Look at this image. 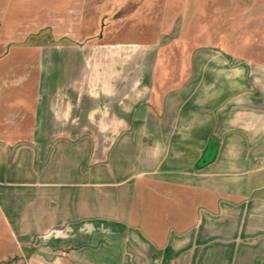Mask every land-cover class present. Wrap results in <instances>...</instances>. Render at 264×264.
I'll return each mask as SVG.
<instances>
[{
    "label": "crops",
    "instance_id": "obj_1",
    "mask_svg": "<svg viewBox=\"0 0 264 264\" xmlns=\"http://www.w3.org/2000/svg\"><path fill=\"white\" fill-rule=\"evenodd\" d=\"M100 1L0 0V67L33 40L79 70L0 81V135H34L0 136V261L264 264V41L243 33L237 63L224 32L176 61L112 26L84 39Z\"/></svg>",
    "mask_w": 264,
    "mask_h": 264
},
{
    "label": "rangeland",
    "instance_id": "obj_2",
    "mask_svg": "<svg viewBox=\"0 0 264 264\" xmlns=\"http://www.w3.org/2000/svg\"><path fill=\"white\" fill-rule=\"evenodd\" d=\"M91 4L85 7L88 22L83 29L84 39L92 35L102 36L112 26L114 30L121 32L122 36L118 35L117 38L132 39L137 45H141L140 48L156 42L164 45L168 43L170 49H174L171 54L174 61L181 56L176 47L182 46L183 42L190 43H185L187 46L223 42L222 39L204 37L210 33H228L229 38L222 45L237 63L243 55V33L251 31L248 41L252 53L257 52L258 42L264 41L257 35L258 28L264 29V0H101L95 7ZM112 19H115L113 25ZM49 38H42V42L50 40ZM34 42L32 40L12 46L13 52H10L0 67V81H62L78 76V69H66L70 55L65 54L64 49H61L64 56L61 63L56 61L55 53L48 49H29L28 46L35 44ZM76 56V59L79 57L82 60V54ZM69 63L72 65V61ZM16 106L21 107V104ZM26 124L31 125L32 119L27 118ZM0 136L32 139L34 135L27 133ZM54 136L56 135H42V138L50 140ZM10 242L0 220V255L5 253L7 246L12 247ZM11 263L0 261V264Z\"/></svg>",
    "mask_w": 264,
    "mask_h": 264
}]
</instances>
